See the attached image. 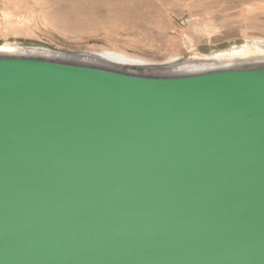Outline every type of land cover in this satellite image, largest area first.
I'll use <instances>...</instances> for the list:
<instances>
[{
    "label": "water",
    "instance_id": "water-1",
    "mask_svg": "<svg viewBox=\"0 0 264 264\" xmlns=\"http://www.w3.org/2000/svg\"><path fill=\"white\" fill-rule=\"evenodd\" d=\"M0 264H264V68L0 58Z\"/></svg>",
    "mask_w": 264,
    "mask_h": 264
},
{
    "label": "rangeland",
    "instance_id": "rangeland-1",
    "mask_svg": "<svg viewBox=\"0 0 264 264\" xmlns=\"http://www.w3.org/2000/svg\"><path fill=\"white\" fill-rule=\"evenodd\" d=\"M264 42V0H0V49L141 67Z\"/></svg>",
    "mask_w": 264,
    "mask_h": 264
},
{
    "label": "bare ground",
    "instance_id": "bare-ground-1",
    "mask_svg": "<svg viewBox=\"0 0 264 264\" xmlns=\"http://www.w3.org/2000/svg\"><path fill=\"white\" fill-rule=\"evenodd\" d=\"M2 57H24L49 60L55 62H64L71 64L87 65L110 70L135 73L136 69L143 70L148 75L162 76H189L209 72L264 68V42L255 43L254 41L233 47L224 52L210 57H206L201 62H189L175 67H141L131 66L122 63L112 62L96 56H76L70 54H56L41 50H5L0 49V58ZM138 71V70H137Z\"/></svg>",
    "mask_w": 264,
    "mask_h": 264
}]
</instances>
